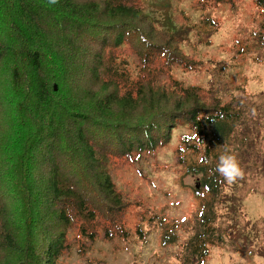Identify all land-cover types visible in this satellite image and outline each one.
<instances>
[{
	"label": "trees",
	"instance_id": "trees-1",
	"mask_svg": "<svg viewBox=\"0 0 264 264\" xmlns=\"http://www.w3.org/2000/svg\"><path fill=\"white\" fill-rule=\"evenodd\" d=\"M253 1L264 12V0ZM151 4L156 6L152 0L144 5L140 0H57L55 5L0 0V111L6 115V125L0 123V264H60V253L76 233L90 239L101 230L108 238L127 236L124 215L130 202L116 187L110 166L118 158L136 161L153 154L181 127L176 155L183 152L181 164L198 175L201 199L194 231L182 242L180 264L205 263L225 232L220 209L226 201L239 210L238 192L264 191V185L258 187L264 181V92L255 111L247 90L223 101L173 76L166 84L173 62L188 69L195 65L173 45L147 38L137 23ZM156 9L162 6L149 13L155 28L161 23ZM215 23L202 19L183 30L187 36L194 29L198 43L207 45L217 32ZM251 38L253 55L264 58V23ZM125 44L133 45L143 62L135 78L122 51ZM157 54L164 60L159 69L144 65ZM81 71L95 89H76L73 98L55 90L63 78L76 77L78 83ZM174 90L179 99L169 107ZM149 104L147 114L135 115ZM226 152L241 168L231 182L216 171ZM223 217L230 226L238 224L235 208ZM161 221L163 242L177 239L180 224L170 228L164 216ZM234 229L243 237L264 227L248 219Z\"/></svg>",
	"mask_w": 264,
	"mask_h": 264
},
{
	"label": "rangeland",
	"instance_id": "rangeland-1",
	"mask_svg": "<svg viewBox=\"0 0 264 264\" xmlns=\"http://www.w3.org/2000/svg\"><path fill=\"white\" fill-rule=\"evenodd\" d=\"M203 1L152 0L156 6H144V21L137 24L147 34V38L163 45H173L174 49L184 55L188 54L195 65V68L188 69L173 62L171 75L167 74L165 83L168 84L169 77L173 76L182 80L185 85H200L207 93L223 101L234 95L245 94L244 91L247 90L246 99L255 102L252 108L259 111L260 104L263 103L258 102L263 99L259 94L264 92V58L259 54L253 55L250 44L251 34L262 28L264 23L261 6L253 0L210 4ZM145 2L146 0H140L141 5ZM168 4H171V10L168 9ZM157 6H162L161 10L156 9L161 18V23L156 24L158 29L152 26L149 18V13ZM164 14L168 16L166 21H163ZM207 18L216 22L211 27L217 30L211 37L210 44H199L194 29L185 35L183 27ZM176 34L178 36L173 37ZM122 51L130 62L132 78H135L143 62H139L133 45H123ZM156 56L144 65L152 64L159 69L164 60L158 54ZM82 71L78 83L76 77L72 81L63 78L56 81L55 90L63 89V96L69 94L73 98L80 92L76 89H95V86L87 83V76H82ZM250 93L255 94L249 95ZM169 97L171 101L167 106L173 107L174 101L179 99V92L174 90L169 93ZM149 109L150 104L146 110L139 106L135 115L147 114ZM0 118L2 126L6 125L4 108L0 111ZM184 130L181 127L174 131L171 141L153 154H146L136 161L118 158L112 163L110 170L116 187L130 202L124 215L129 234L108 238L101 230L94 239H90L76 233L69 246L60 253V264H180L182 242L194 231L193 221L199 209V198L201 199L196 192V189L201 188L198 175L186 170L181 164L183 152L180 157L176 155L178 134ZM32 172L35 174L36 170ZM239 185L244 187L243 184ZM263 185L264 181L260 180L258 187L262 188ZM228 186L226 190L231 192ZM237 195L241 198L239 210L231 199L220 209L225 232L217 244L211 245L204 264H264V230L242 237L234 229H238L248 219L250 224L257 219L264 227V191L260 189L247 192L244 189ZM230 208L236 209L237 225H228L231 224L230 221L223 217ZM163 216L168 221L167 227L172 228V222L180 224L178 238L170 243L162 240L165 222H160V217Z\"/></svg>",
	"mask_w": 264,
	"mask_h": 264
},
{
	"label": "clouds",
	"instance_id": "clouds-1",
	"mask_svg": "<svg viewBox=\"0 0 264 264\" xmlns=\"http://www.w3.org/2000/svg\"><path fill=\"white\" fill-rule=\"evenodd\" d=\"M57 0H48L49 5H55ZM219 164L216 171L227 181L231 182L241 175V168L236 157L229 152L219 156Z\"/></svg>",
	"mask_w": 264,
	"mask_h": 264
}]
</instances>
